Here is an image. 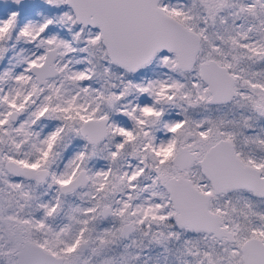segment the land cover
<instances>
[{
  "label": "snow or ice",
  "instance_id": "6c2138e0",
  "mask_svg": "<svg viewBox=\"0 0 264 264\" xmlns=\"http://www.w3.org/2000/svg\"><path fill=\"white\" fill-rule=\"evenodd\" d=\"M0 264H264V0H0Z\"/></svg>",
  "mask_w": 264,
  "mask_h": 264
}]
</instances>
